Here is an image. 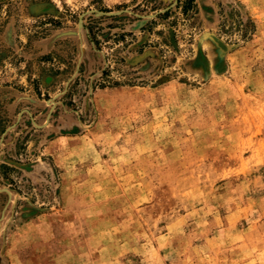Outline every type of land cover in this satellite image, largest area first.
<instances>
[{
    "label": "rangeland",
    "instance_id": "rangeland-1",
    "mask_svg": "<svg viewBox=\"0 0 264 264\" xmlns=\"http://www.w3.org/2000/svg\"><path fill=\"white\" fill-rule=\"evenodd\" d=\"M0 0V264H264V0Z\"/></svg>",
    "mask_w": 264,
    "mask_h": 264
},
{
    "label": "trees",
    "instance_id": "trees-1",
    "mask_svg": "<svg viewBox=\"0 0 264 264\" xmlns=\"http://www.w3.org/2000/svg\"><path fill=\"white\" fill-rule=\"evenodd\" d=\"M194 2V0H185V4H184V9L186 10L187 9V5H190Z\"/></svg>",
    "mask_w": 264,
    "mask_h": 264
}]
</instances>
